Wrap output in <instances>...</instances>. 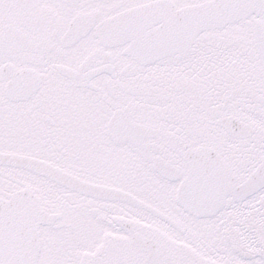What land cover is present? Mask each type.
Here are the masks:
<instances>
[{
	"label": "snow or ice",
	"instance_id": "1",
	"mask_svg": "<svg viewBox=\"0 0 264 264\" xmlns=\"http://www.w3.org/2000/svg\"><path fill=\"white\" fill-rule=\"evenodd\" d=\"M0 264H264V0H0Z\"/></svg>",
	"mask_w": 264,
	"mask_h": 264
}]
</instances>
